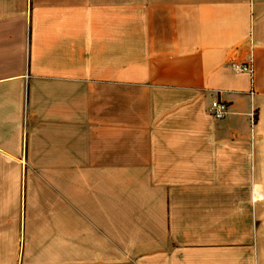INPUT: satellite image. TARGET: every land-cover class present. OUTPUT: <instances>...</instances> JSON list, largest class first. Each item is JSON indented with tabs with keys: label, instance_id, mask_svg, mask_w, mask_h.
Segmentation results:
<instances>
[{
	"label": "crops",
	"instance_id": "obj_1",
	"mask_svg": "<svg viewBox=\"0 0 264 264\" xmlns=\"http://www.w3.org/2000/svg\"><path fill=\"white\" fill-rule=\"evenodd\" d=\"M0 264H264V0H0Z\"/></svg>",
	"mask_w": 264,
	"mask_h": 264
},
{
	"label": "built area",
	"instance_id": "obj_2",
	"mask_svg": "<svg viewBox=\"0 0 264 264\" xmlns=\"http://www.w3.org/2000/svg\"><path fill=\"white\" fill-rule=\"evenodd\" d=\"M230 70L235 74H246L249 77V86L250 91L249 95L253 96L255 93V83H256V68H255V60L253 55L251 54L250 57L246 62H236L232 61L229 64ZM228 111V106L224 102L220 101H213L211 103L209 112L210 115L216 119L221 120L223 119ZM255 114L252 113V120L253 125L255 123ZM262 199V194L253 186V201L256 202Z\"/></svg>",
	"mask_w": 264,
	"mask_h": 264
}]
</instances>
